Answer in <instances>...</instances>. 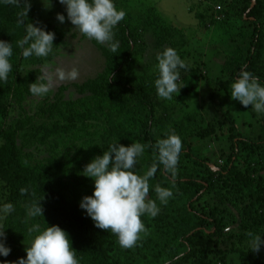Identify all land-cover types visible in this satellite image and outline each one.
<instances>
[{
  "label": "trees",
  "instance_id": "obj_1",
  "mask_svg": "<svg viewBox=\"0 0 264 264\" xmlns=\"http://www.w3.org/2000/svg\"><path fill=\"white\" fill-rule=\"evenodd\" d=\"M235 8L243 20L251 21L252 29L247 39L238 45L235 55L226 60L224 82H233L244 69L264 83V31L261 27L264 0H255L254 5L251 0H243ZM30 24L54 33L53 47L47 56L25 58L22 55L18 41L25 37ZM114 29L120 39L114 40L115 51L107 48L102 82L98 81L102 77L98 75V78L74 83L75 97L61 99L55 95V101L42 104L35 116L55 114L58 119L51 125H36L33 122L35 116L24 113L23 105L33 95L32 84H38L41 64L56 54L55 48L64 32L41 20L33 0H0V40L11 43L13 53L8 79L0 82V181L2 190L7 191L3 205L10 203L13 206L10 213H5L1 224L5 228L6 246L11 249L8 256L17 255L19 249L16 247L31 235L32 220L27 208L38 201L42 209L48 210L47 224L43 226L55 224L67 232L79 264H168L169 261L171 264H218L226 255L224 249L217 248L226 245V240L239 237L240 241V237L245 236L248 241L250 238L246 233L264 232V175L256 173L264 169V115L248 113L257 130L250 127L244 133L234 126V117L222 109L229 125L227 140L231 152L224 161L220 160L221 164L199 153L191 139L181 138L182 151L176 174L173 176L158 165L149 180V197L156 200L160 212L154 218L141 217L147 235L141 234V239L132 248L120 247L110 230L96 228L78 207L80 198L92 192V180L80 175L92 158L116 141L124 146L140 142L145 145V150L137 158L135 169L137 174H144L156 163L152 146L169 133L167 129L158 128L155 107L145 81L127 72L129 58L136 48L128 24L121 20ZM179 57L187 67L180 70L178 82L187 85L197 80L201 60H194L195 65L191 67L184 55ZM115 73L121 75L111 80ZM157 76H152L153 82ZM62 88L67 86H60V91ZM88 101L92 104L95 101L101 114L106 107L116 116L118 134L115 133L114 140L102 144L101 151L92 148L83 156V144L72 147L80 129L61 122L83 120L76 107L84 106ZM57 102L65 108L60 109ZM16 110L24 115L8 122L10 112ZM218 126L221 129V123ZM212 131V128L207 129L198 137ZM27 142L37 148L46 146L47 155L39 158L33 152L25 151ZM84 158L86 162L82 165ZM240 161L245 164L244 170L238 168ZM254 164L258 165L257 169ZM157 185L172 191L164 205L156 199ZM22 188L25 189L23 193L20 192ZM261 239L264 240V233H261ZM237 251L239 259L243 258L246 253L243 247ZM20 255L25 256V248L20 249ZM261 264H264V257Z\"/></svg>",
  "mask_w": 264,
  "mask_h": 264
},
{
  "label": "rangeland",
  "instance_id": "obj_2",
  "mask_svg": "<svg viewBox=\"0 0 264 264\" xmlns=\"http://www.w3.org/2000/svg\"><path fill=\"white\" fill-rule=\"evenodd\" d=\"M242 1L114 0L117 8L123 9L125 12L122 20L128 24L136 45L135 51L129 58L127 72L135 78L145 81L149 98L155 107L158 128L175 132L180 138L191 139L194 141V148L199 153H203L212 162L217 160L220 164L222 163L220 160L224 161L231 152L227 140L229 125L222 109L234 117V126L244 133L250 127H256L255 121L250 120L248 113H254L255 116L260 115L250 109V106L244 107L238 101L231 99L232 82L227 84L224 82L226 72L223 71V67L226 65V60L235 55L239 50L238 45L247 39V34L252 29L251 21L243 20L235 8L240 6ZM33 2L38 8L41 20L57 26L64 32V35L55 48L56 54L48 62L42 63L40 67L38 84H47L49 91L43 95H31L23 105L24 113L32 115V117L37 114L42 104L54 102L55 95L61 99L75 97L77 92L73 87L74 83L82 82L88 78H98V75L102 76L107 65V48L111 50L108 43H98L79 33L67 20L65 8L57 0H51L50 7H47V0H33ZM214 5H220L223 8L222 12H214ZM261 12V27L264 31V8ZM57 13L65 15L64 23H59L56 20ZM113 32V39L119 41L120 38H117L115 34L117 31L113 29ZM165 47L174 48L178 55H184L191 67L195 65L193 64L194 60L198 58L201 60L198 79L187 85L178 82V87H183L179 89L177 95L173 94L172 99L167 100L157 96L152 81V76L158 74L155 57ZM73 72H75L74 76ZM115 74L111 80L121 75L120 73ZM102 80L103 76L98 81L102 82ZM63 85H66L67 88H62L60 91V86ZM90 102L88 101L84 106L76 107L83 120L77 122L71 119L59 121L75 129H80L72 147L76 148L83 144V156H86L92 148L97 147V150L101 151V145L107 140H114L118 134L116 116L112 115L106 107L102 109L101 114L97 110L98 106L95 101L93 104ZM57 105L60 109L65 108L62 103L57 102ZM24 113L20 110L12 111L7 121L14 122ZM91 114L94 117H91ZM57 119L55 114L48 117L35 116L33 122L36 125L41 123L51 125ZM241 122L245 124L243 125ZM218 123H221V129ZM246 123L249 125L247 126ZM211 128L213 129L211 133L209 132L208 135L201 138L198 137L200 133ZM256 130L257 127L254 131ZM45 148L46 146L37 148L30 142H27L24 147L25 151L33 152L39 158L47 155ZM71 151L74 149L72 148ZM85 162L84 158L82 165ZM211 165L213 169H217L213 164ZM244 167V162L240 161L238 168L244 170ZM253 167L257 169L258 165L254 164ZM256 173L264 175V169H259ZM80 175L82 176V172ZM6 194L7 191L5 188L2 190L0 181V226L5 215L3 201ZM206 198L209 199V196L207 195ZM30 208L31 206L27 208L29 214ZM47 218V209H42L41 216L31 215V235L23 244L16 247L19 249L17 255L0 257V261L14 262L18 257L23 258L24 256L20 255V249L26 248L32 238L46 227L43 224H47ZM226 241V245L223 247L219 245L217 248L224 249L226 255L223 261L218 264L262 263L264 245L260 246L259 251H253L250 249V239L247 241L245 236L240 237V241L239 237ZM233 243L237 246H231ZM241 246L246 253L243 258L239 259L237 249Z\"/></svg>",
  "mask_w": 264,
  "mask_h": 264
},
{
  "label": "clouds",
  "instance_id": "obj_3",
  "mask_svg": "<svg viewBox=\"0 0 264 264\" xmlns=\"http://www.w3.org/2000/svg\"><path fill=\"white\" fill-rule=\"evenodd\" d=\"M64 6L67 20L86 38L98 43H108L112 51L117 44L114 42L113 29L124 18L123 9H118L114 0H57ZM51 0H47L50 7ZM56 20L64 23L65 15L56 14ZM54 33L30 24L25 37L18 41L25 58L35 55L44 57L53 47ZM27 45V47H24ZM12 44L0 40V82H6L12 70L10 57ZM158 76L154 80L156 94L161 99H172L178 93L180 70H186V64L177 51L165 47L156 57ZM75 75V72L72 73ZM30 91L43 95L49 91L48 85L32 84ZM230 98L244 107L250 106L255 113L264 115V83L250 71L241 69L231 84ZM156 163H153L144 174H137L135 164L145 145L132 142L128 146L117 141L108 145L107 150L95 156L83 167L82 175L90 178L93 183L91 195L82 196L78 207L90 218L94 226L103 231L110 230L117 238L120 247L129 249L137 245L141 234L147 235V229L141 217L147 215L156 217L160 212L156 200L149 197V180L161 165L163 171L176 174L177 164L182 151L181 138L175 132H169L163 138L157 139L152 146ZM25 189H20L23 193ZM156 199L160 205L168 202L172 196L169 188L157 185ZM13 206L8 203L3 206L4 213H10ZM42 209L38 201L30 208L31 215L41 216ZM4 227L0 226V257H7L11 251L6 246ZM261 233L248 232L250 249L259 251L264 240ZM182 255V253L180 254ZM175 257L174 259H177ZM0 264H79L76 251L71 247L67 232L53 224L46 226L35 235L25 248V256L14 262L0 261ZM171 264V261L168 262Z\"/></svg>",
  "mask_w": 264,
  "mask_h": 264
},
{
  "label": "built area",
  "instance_id": "obj_4",
  "mask_svg": "<svg viewBox=\"0 0 264 264\" xmlns=\"http://www.w3.org/2000/svg\"><path fill=\"white\" fill-rule=\"evenodd\" d=\"M213 9H214V12H216V13L221 12V6L220 5H214Z\"/></svg>",
  "mask_w": 264,
  "mask_h": 264
},
{
  "label": "water",
  "instance_id": "obj_5",
  "mask_svg": "<svg viewBox=\"0 0 264 264\" xmlns=\"http://www.w3.org/2000/svg\"><path fill=\"white\" fill-rule=\"evenodd\" d=\"M252 4H254V0H252ZM213 168V167H212Z\"/></svg>",
  "mask_w": 264,
  "mask_h": 264
}]
</instances>
